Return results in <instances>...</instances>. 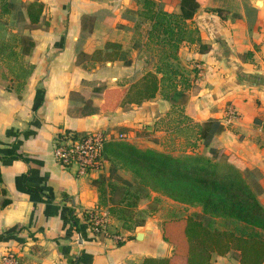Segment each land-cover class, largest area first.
<instances>
[{
    "label": "crops",
    "instance_id": "crops-1",
    "mask_svg": "<svg viewBox=\"0 0 264 264\" xmlns=\"http://www.w3.org/2000/svg\"><path fill=\"white\" fill-rule=\"evenodd\" d=\"M31 1L43 3L32 27L23 8ZM175 5L163 8L178 12L179 0ZM141 8L142 0H0V259L9 252L19 264H140L172 255L162 213L143 205L136 210L143 220L132 229L109 215L108 231L120 239L91 231L85 212H108L93 181L108 176L109 162L88 175L61 167L52 150L66 131H104L111 139L122 134L140 148L165 151L169 136L184 130L185 152H202V141L188 128L214 119L223 130L213 145L242 160V174L259 184L264 207V0H205L198 7L187 22L199 41L183 42L177 53L188 97L179 108L159 91L141 103L124 102L156 62L149 64L143 50ZM22 37L34 43L29 54H21ZM108 42L118 46L105 48ZM195 62L203 66L197 80ZM11 71H24V79L16 81ZM229 105L238 117L227 122ZM151 196L177 203L157 192ZM231 252L237 253L213 255V264H240Z\"/></svg>",
    "mask_w": 264,
    "mask_h": 264
},
{
    "label": "trees",
    "instance_id": "trees-1",
    "mask_svg": "<svg viewBox=\"0 0 264 264\" xmlns=\"http://www.w3.org/2000/svg\"><path fill=\"white\" fill-rule=\"evenodd\" d=\"M204 1L179 0L178 12H171L161 8L155 0H142L139 16L146 24L145 45L156 46L157 60L154 70L146 71L127 90L125 103H141L154 98L158 91L172 107L179 108L187 103V93L182 89L187 84V76L177 64V53L183 42L199 41L197 28L187 21ZM23 8L28 25L38 24L43 3L31 1ZM33 45L30 38L22 37L21 54H29ZM117 46L110 42L105 44V48ZM202 49L207 47L201 46ZM78 55L87 56L81 52ZM222 130L223 126L214 119L191 124L189 135L202 141L204 149L181 155L140 148L121 139L105 143L108 176L93 183L99 203L106 206L125 229L133 228L132 223H127L133 209L151 192L182 204L198 205L206 216L232 219L251 228L250 234L240 235L233 230L212 228L189 216L188 223L173 227L167 233L165 226L170 220H165L162 235L174 245L172 255L145 257L140 264H213V255H225L230 251L238 253L240 264H263L264 236L260 231L264 232V207L257 198L261 189L256 181L250 183L245 179L242 174L245 167L240 158L225 154L213 145L214 137ZM135 212L142 214L141 210Z\"/></svg>",
    "mask_w": 264,
    "mask_h": 264
},
{
    "label": "built area",
    "instance_id": "built-area-1",
    "mask_svg": "<svg viewBox=\"0 0 264 264\" xmlns=\"http://www.w3.org/2000/svg\"><path fill=\"white\" fill-rule=\"evenodd\" d=\"M193 79L201 76L203 66L200 62L192 65ZM225 120L230 122L238 117V111L231 105L225 108ZM122 134L116 139H122ZM111 138L104 131L76 134L70 131L62 132L55 137L52 155L54 160L63 168L74 167L78 175H88L105 169L107 159L104 155V145ZM86 220L91 231L97 236L120 239L119 235H111L108 231L109 211L100 207L85 212ZM0 264H19L15 256L9 252L2 255Z\"/></svg>",
    "mask_w": 264,
    "mask_h": 264
},
{
    "label": "rangeland",
    "instance_id": "rangeland-1",
    "mask_svg": "<svg viewBox=\"0 0 264 264\" xmlns=\"http://www.w3.org/2000/svg\"><path fill=\"white\" fill-rule=\"evenodd\" d=\"M176 1L177 0H158V3H159V6L161 8L165 7L166 5L174 8L176 6L175 5ZM168 9H171V8H168ZM169 11L174 12L173 9L169 10ZM143 50L145 51V54L147 55V59L149 60V64L152 63L153 61L157 60V57H156L157 56V54H156L157 48H156V46H154L153 44L145 45ZM11 72H8V74L9 75L11 74L14 77H16V81H21L22 79H24V75H25L24 71H22L20 73H14L13 71H11ZM16 74H17V76H15ZM12 79H15V78H12ZM172 116L177 117V119H178L177 121H180L179 119H181L180 118L181 116H178L177 112H174L172 114ZM184 123L185 122H181L179 124V126H182ZM168 139L171 143L169 144V146L167 148L166 147L164 148L165 151L170 152L174 155H181L185 152V150L188 146V142H189L187 132H184V130L178 131V132L174 133L173 135H170ZM171 204L174 206H171ZM142 205L144 207V211H146L148 209L159 210L160 213H162L161 219L170 220L169 223L165 226V230L167 233H170V231L173 227H176V228L181 227V226H184L186 223H188V221H187L188 219H186V218H188L189 216H191L195 219H198L202 222H206L212 228L233 230V231H235V233L240 234V235H248L251 233V228L244 225L241 222H238V221H235L232 219L213 218V217L206 216L201 211V207H199L198 205H187V204H182L179 202L172 203V202H167V200L163 199V198H155L154 199L151 196V194L148 198L140 200L137 207L142 206ZM137 207H135L133 209L134 212H133L130 220H128V222H127V223H129V225H131V223H132V225H137V224L141 223V221L143 220L142 219L143 215L142 214L137 215L135 212L138 209ZM166 212H169V213H166ZM119 227L125 229L124 228L125 226L123 225L122 222H119ZM231 253L234 256H238V254L235 252H231Z\"/></svg>",
    "mask_w": 264,
    "mask_h": 264
},
{
    "label": "water",
    "instance_id": "water-1",
    "mask_svg": "<svg viewBox=\"0 0 264 264\" xmlns=\"http://www.w3.org/2000/svg\"><path fill=\"white\" fill-rule=\"evenodd\" d=\"M259 1V0H258ZM142 237V233L141 232H138L137 233V238L140 239ZM171 249H172V246H171Z\"/></svg>",
    "mask_w": 264,
    "mask_h": 264
}]
</instances>
